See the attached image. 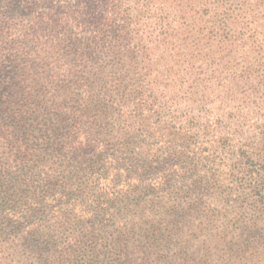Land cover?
I'll return each instance as SVG.
<instances>
[{
  "label": "rangeland",
  "instance_id": "374dc122",
  "mask_svg": "<svg viewBox=\"0 0 264 264\" xmlns=\"http://www.w3.org/2000/svg\"><path fill=\"white\" fill-rule=\"evenodd\" d=\"M47 17L59 33L32 31ZM109 51L119 86L157 96L163 121L186 138L183 153L201 159L199 188L180 205L191 239L165 245L159 264H264V0H0V118L8 120L2 104L14 110L23 85L31 108L42 101L46 112L67 113L100 93L111 97L114 120L128 119L132 105L98 76ZM223 137L226 154L215 153ZM227 149L251 160L242 175L230 171Z\"/></svg>",
  "mask_w": 264,
  "mask_h": 264
},
{
  "label": "trees",
  "instance_id": "16d2710c",
  "mask_svg": "<svg viewBox=\"0 0 264 264\" xmlns=\"http://www.w3.org/2000/svg\"><path fill=\"white\" fill-rule=\"evenodd\" d=\"M50 20L34 24L32 31L59 33L58 22ZM107 48L100 51L106 58ZM110 53L98 76L101 84H111L123 105H132L128 119L114 120L105 101L111 97L100 93L67 113L46 112L42 101L30 107L32 95L22 85L14 110L2 104L10 114L6 121L0 118V264H159L165 245L190 241L182 233L186 207L180 205L199 188L201 159L183 153L186 138L163 121L157 96L150 98L139 86L127 95L128 89L119 86L117 54ZM40 112L42 121L36 116ZM228 141L219 138L214 152L226 154ZM239 150L227 149L235 175L251 162ZM262 190L252 189V197L262 196ZM198 208L187 209L196 213ZM133 233L140 234L136 246ZM222 234L232 240V232Z\"/></svg>",
  "mask_w": 264,
  "mask_h": 264
}]
</instances>
